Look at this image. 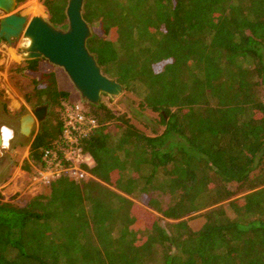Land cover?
Returning <instances> with one entry per match:
<instances>
[{
    "label": "trees",
    "instance_id": "obj_1",
    "mask_svg": "<svg viewBox=\"0 0 264 264\" xmlns=\"http://www.w3.org/2000/svg\"><path fill=\"white\" fill-rule=\"evenodd\" d=\"M41 1L64 25L67 0ZM83 19L103 74L164 129L147 136L125 114L87 105L93 178L0 203V264H264V0H85ZM42 65L19 70L33 76V106L52 92ZM57 128L52 137L40 126L22 170ZM134 201L159 217L147 226Z\"/></svg>",
    "mask_w": 264,
    "mask_h": 264
},
{
    "label": "rangeland",
    "instance_id": "obj_2",
    "mask_svg": "<svg viewBox=\"0 0 264 264\" xmlns=\"http://www.w3.org/2000/svg\"><path fill=\"white\" fill-rule=\"evenodd\" d=\"M13 13L26 16L28 19L35 15L44 14L49 19L41 0H26L24 3H17ZM91 32L93 34L92 29ZM5 44L2 40L0 41V126L2 129L8 130L12 135V131L16 133L17 130L16 124L18 122L16 120L32 113L33 105L26 103L25 97L33 93L35 87L32 83L33 76L19 71L25 66L26 62L19 58V46L24 44V41L19 39L11 45ZM42 70L43 73H52L53 77L51 83H49V80L42 83V86H45L46 90L50 88L52 92L46 93V97L43 99L42 106L46 105L48 108L46 117L40 126L54 137L58 133L57 122L60 117L59 114L63 100L65 99L58 97L57 94L54 95V92L66 91L70 96H74V98L76 95L71 83L62 70L49 64L48 66L42 65ZM40 77L41 75L38 78ZM43 93H45V90H43ZM29 99L37 101L35 96H31ZM101 103L116 113L125 114L130 119V122L147 136L160 134L164 129L158 123V115L149 110L140 109L138 98L129 92L123 91L122 95L117 98L102 96L100 99ZM83 105L86 108L87 104L83 103ZM37 130L38 123L34 120L30 129V137L28 135L24 136L25 138L23 139L19 138V141L13 143V147H10L8 150L0 149V153L5 152L3 153L2 165L0 167V203L9 202L24 205L33 197L48 195L49 190L51 191V186L34 183L29 172L26 173V171L21 169L22 165L28 160L29 147ZM4 146L6 147V145ZM134 203L137 206V208H134V212L139 215L138 218L142 219L147 226H150L155 218L159 217L158 214L144 204L136 201ZM204 222L205 217L200 215L188 220V226L191 230L198 231ZM165 223L166 220H162L160 225L163 227Z\"/></svg>",
    "mask_w": 264,
    "mask_h": 264
},
{
    "label": "water",
    "instance_id": "obj_3",
    "mask_svg": "<svg viewBox=\"0 0 264 264\" xmlns=\"http://www.w3.org/2000/svg\"><path fill=\"white\" fill-rule=\"evenodd\" d=\"M85 0H67L66 22L54 26L45 15L26 16L13 13L16 0H0V40L12 44L19 39V58L22 61L43 59L59 68L68 78L82 103L92 107L100 105L102 96L117 98L123 87L113 78L103 74L95 56L90 53L87 42L93 36L91 28L83 19ZM47 106H41L20 118V133L30 134L34 120L43 121ZM3 139L0 133V147Z\"/></svg>",
    "mask_w": 264,
    "mask_h": 264
},
{
    "label": "built area",
    "instance_id": "obj_4",
    "mask_svg": "<svg viewBox=\"0 0 264 264\" xmlns=\"http://www.w3.org/2000/svg\"><path fill=\"white\" fill-rule=\"evenodd\" d=\"M59 115L58 139L40 151L38 161L29 162L31 169L26 171L34 183L43 186H50L59 179L78 184L93 178L87 170L93 166V161L84 154L81 142L98 129L97 121L81 102L64 100Z\"/></svg>",
    "mask_w": 264,
    "mask_h": 264
},
{
    "label": "flooded vegetation",
    "instance_id": "obj_5",
    "mask_svg": "<svg viewBox=\"0 0 264 264\" xmlns=\"http://www.w3.org/2000/svg\"><path fill=\"white\" fill-rule=\"evenodd\" d=\"M19 15V14H18ZM3 42H5L6 44L5 45H11V44H8L5 40H3V39H1ZM0 40V41H1ZM42 105H35V106H33V109H32V112H33V110L34 109H36V108H38V107H41ZM18 123L16 124L17 125V130H16V133L14 132V131H12V135H11V139H10V142H8V144L6 145V147L4 146V144H2V146L0 147V149H2V150H8L10 147H13V143H15L16 141H19V138L20 139H23V138H25L22 134H20L19 135V133H20V124H19V121H20V118H18L17 120H16ZM43 121H44V119H43ZM42 122V121H41ZM41 122L40 123H38V130H37V132H36V134L40 131V129H39V126L41 125ZM15 128V127H14ZM0 133H2V127L0 126ZM31 133V132H30ZM11 134V133H10ZM30 135L31 134H29V137H30ZM2 136V135H1ZM3 139V138H2ZM3 153H5V152H3ZM3 153H0V167H1V163H2V158H3Z\"/></svg>",
    "mask_w": 264,
    "mask_h": 264
},
{
    "label": "bare ground",
    "instance_id": "obj_6",
    "mask_svg": "<svg viewBox=\"0 0 264 264\" xmlns=\"http://www.w3.org/2000/svg\"><path fill=\"white\" fill-rule=\"evenodd\" d=\"M40 15H44V14H40ZM1 135H2V138H3V144L7 145L8 142L10 141V139H11L10 132L4 128V129H2Z\"/></svg>",
    "mask_w": 264,
    "mask_h": 264
},
{
    "label": "crops",
    "instance_id": "obj_7",
    "mask_svg": "<svg viewBox=\"0 0 264 264\" xmlns=\"http://www.w3.org/2000/svg\"><path fill=\"white\" fill-rule=\"evenodd\" d=\"M64 92H66V91H64ZM67 94H68V96L64 99V100H66V99H68V101H70V102H73V103H75V102H81L80 101V98L78 97V95L75 93V95H76V97L74 98V96H70L69 95V93L68 92H66ZM63 100V101H64ZM82 103V102H81ZM84 106V105H83ZM87 109V108H86ZM59 133H60V128H59Z\"/></svg>",
    "mask_w": 264,
    "mask_h": 264
}]
</instances>
